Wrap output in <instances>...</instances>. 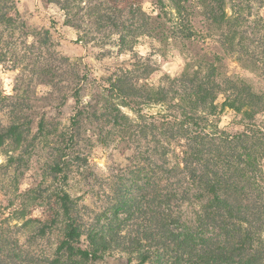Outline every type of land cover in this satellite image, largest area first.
Masks as SVG:
<instances>
[{
	"label": "trees",
	"instance_id": "obj_1",
	"mask_svg": "<svg viewBox=\"0 0 264 264\" xmlns=\"http://www.w3.org/2000/svg\"><path fill=\"white\" fill-rule=\"evenodd\" d=\"M42 1L57 5L83 41V0ZM151 1L156 15L130 2L127 10L86 7L97 31L117 35L97 44L129 56L95 78L80 60L53 50L48 30L30 32L12 0H0V27L9 38L18 29L32 38L28 52L36 53L29 78L18 75L11 96L0 91V149H10L0 164V264H264V0ZM194 14L204 32L195 29ZM198 35L261 86L227 76L218 55L191 56L186 46ZM140 36L177 49L182 71L149 84L154 70L134 52ZM6 59L1 50L0 63ZM25 82L47 91L38 97L22 90ZM225 109L239 117L240 131L219 127ZM110 146L125 163L105 180L106 204L94 213L71 196L69 180L87 179L88 148ZM34 162L40 179L19 193L18 179ZM3 177L18 184L15 200L2 194ZM29 207L42 208L44 218L28 216Z\"/></svg>",
	"mask_w": 264,
	"mask_h": 264
},
{
	"label": "rangeland",
	"instance_id": "obj_2",
	"mask_svg": "<svg viewBox=\"0 0 264 264\" xmlns=\"http://www.w3.org/2000/svg\"><path fill=\"white\" fill-rule=\"evenodd\" d=\"M97 2L103 3L108 8L120 6L124 10H127L130 3H136L141 5L147 13L155 12L151 0H83L79 3V6L82 8L80 16H82L84 22L81 27L85 37H83V41H80L81 33L73 25H65L63 12H61L57 5L46 4L42 0H12L19 18L25 23L30 32L34 30H48L55 52L71 61L80 60V63L91 70L92 77L99 78L100 76L113 73L123 62L129 59V56L118 54V49L114 45L107 44L106 46H101L97 44L98 40H102V37H106V41L117 39L116 34L110 35L106 31H97L94 25H92L94 24V19L86 15L84 16L86 14V7L93 8L97 6ZM122 2L124 3L122 4ZM156 14L157 12L154 13V15ZM193 25L196 30L200 32L205 31L203 20L198 14L193 15ZM91 41L92 43L89 44L84 43ZM32 42L33 39L30 37L26 39L19 29L14 32L12 38H9L8 32L0 27V52L4 49L7 52V59L0 63V91L3 95L11 96L13 94L15 79L18 75L24 73L27 76L26 79L29 78L28 71L32 70V60L36 57V53H33L34 50L31 49L32 51L28 52L30 49L27 46ZM186 49H188L187 51L191 56H202L208 60H213L214 55H218L223 58L222 66L224 68L222 71L227 76L234 79H244L257 87L261 86L253 75L242 69L233 58L226 56L221 47L212 39L202 38V36L198 35L194 42L187 43ZM134 52L149 60L154 72L149 77L148 83L154 86L162 84L161 79L163 74L175 76L185 67V59L177 49L170 47V45L166 48L165 45H161L145 36L138 37ZM27 87L30 91L36 90L38 97L44 95L47 91L45 86H37L35 83L30 84V82H25L21 88L23 90ZM86 95L87 93H82L84 100H88ZM44 103L46 104V102L41 101V105H44ZM72 106L73 101L69 100L61 108L58 120L62 125L68 124ZM49 113L54 116L55 110L50 109ZM261 119L264 121V117ZM217 120L220 128L229 131L241 130V127L235 124L238 122L239 117L230 110L225 109L220 111ZM8 150H10L8 147L0 149V164L5 163ZM87 151L90 167V170H87L86 173L87 179L74 177V179L69 180V192L71 196L80 198V203L87 206L91 212L96 213L106 204L104 191L108 192V186L105 180L114 175L115 172L113 170L117 168L116 166L120 161L123 162V157L112 146L107 148H88ZM39 179L34 162L30 170L25 172L24 177H19L18 179L17 183H20L18 187L19 193L34 186ZM14 180L15 177L12 182ZM2 183L5 186L2 194L7 195L6 198L8 200H15L18 184H16L17 186L11 185V180L8 181L7 177L2 178ZM7 184L10 186L7 187ZM0 198L5 200L3 196H0ZM30 203V200H25L24 202L25 205H29ZM12 210V208L9 209L6 214L12 213ZM185 211L189 214L191 208H187ZM26 213L31 218H44L42 208L29 207ZM15 220L11 219L12 224L20 222ZM18 237L20 243H23L25 235L19 233ZM52 238L54 239V237ZM52 238L42 243L41 246L44 250H49L53 245L54 240ZM108 264L115 263L109 262Z\"/></svg>",
	"mask_w": 264,
	"mask_h": 264
}]
</instances>
